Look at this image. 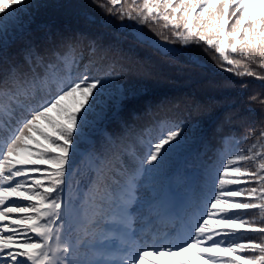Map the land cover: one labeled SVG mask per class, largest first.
I'll return each instance as SVG.
<instances>
[{"label": "snow or ice", "instance_id": "snow-or-ice-1", "mask_svg": "<svg viewBox=\"0 0 264 264\" xmlns=\"http://www.w3.org/2000/svg\"><path fill=\"white\" fill-rule=\"evenodd\" d=\"M92 2L121 20L147 24L159 18L166 28L177 29L173 36L181 48L202 43L205 51L214 49L218 68L264 81V0H142L139 7L132 0L126 12L114 11L122 0ZM41 6L40 0H0V36L21 12ZM80 39L89 38L81 33L62 39L65 53L47 63L27 47L26 62L42 64L46 71L27 75L12 66L0 79V264H161L152 256L164 264H194L183 256L188 252L208 264H264V151L257 150V144L264 148V108L259 125L245 137L232 138L237 146L252 137L253 142L213 165L190 210L177 214L179 227L138 234V181L158 170L183 129L162 123L155 135L141 138L142 151L134 153V166L122 180L90 161L81 192L84 161H74V150L107 78L90 74L87 65L72 74L76 60L69 61L68 53ZM95 43L90 40L93 50ZM245 60L260 71L249 70ZM56 63L68 71H48ZM240 67L245 70L237 71ZM248 99L251 104L258 94ZM248 213L253 215L246 218Z\"/></svg>", "mask_w": 264, "mask_h": 264}, {"label": "trees", "instance_id": "trees-1", "mask_svg": "<svg viewBox=\"0 0 264 264\" xmlns=\"http://www.w3.org/2000/svg\"><path fill=\"white\" fill-rule=\"evenodd\" d=\"M40 3L38 9L21 12L20 20L10 23L6 34L0 36V79L12 66L27 75L46 71L42 64L26 62L27 47H34L47 63L55 61V54L65 53L60 47L62 39L87 34L89 39H80L75 52L68 53L69 61L73 57L76 60L70 65L71 72H83L87 65L90 74L107 78V86L97 94L89 122L74 150V161H84L81 192L91 174L90 161L102 164L106 172L122 180V174L134 166V153L142 151L141 138L155 135L162 123L178 124L183 131L165 153L158 170L141 178L139 199L156 198L169 185L172 192L168 196L193 202L221 156L226 159L234 148L246 149L255 139L242 140L238 146L232 143L233 137H245L249 129L259 125L264 108L259 104V99L264 98V81L240 78L218 68L212 59H219L214 49L205 51L202 43L181 48L173 36L177 29L166 28L163 20L157 18L153 22L149 18L147 24H139L110 17L92 0ZM131 4L132 0H122L114 11L126 12ZM141 4L142 0H136L137 7ZM162 36L171 41L168 44L173 46L172 52L162 53L146 39L162 41ZM91 39L96 41L94 50L90 47ZM196 57L199 60L193 63ZM231 58L244 59L239 55ZM245 64L250 66L249 70L260 71L253 61L245 60ZM48 71L64 74L68 68L56 63L55 69ZM253 94H258V99L250 104L248 98ZM257 150L264 148L257 144ZM252 215L248 213L246 218ZM252 239L258 237L253 235Z\"/></svg>", "mask_w": 264, "mask_h": 264}]
</instances>
